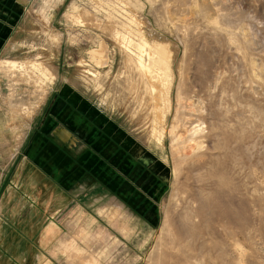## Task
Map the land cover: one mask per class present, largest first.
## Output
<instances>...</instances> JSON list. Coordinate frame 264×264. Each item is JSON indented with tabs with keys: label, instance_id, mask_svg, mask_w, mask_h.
<instances>
[{
	"label": "rangeland",
	"instance_id": "1",
	"mask_svg": "<svg viewBox=\"0 0 264 264\" xmlns=\"http://www.w3.org/2000/svg\"><path fill=\"white\" fill-rule=\"evenodd\" d=\"M13 2L5 23L18 28L0 46V200L3 214L38 218L14 223L22 245L0 264L36 253L54 264H264V0ZM99 43L100 67L89 56ZM161 60L158 144L140 63L156 74ZM69 112L80 133L60 138L72 146L54 132ZM35 145L70 161L80 187L49 183L25 157ZM51 220L59 236L41 247Z\"/></svg>",
	"mask_w": 264,
	"mask_h": 264
},
{
	"label": "crops",
	"instance_id": "2",
	"mask_svg": "<svg viewBox=\"0 0 264 264\" xmlns=\"http://www.w3.org/2000/svg\"><path fill=\"white\" fill-rule=\"evenodd\" d=\"M13 1L14 0H0V17H1V19H0V39H1L0 40V46H3V42H4L3 38L1 37V36H3V34H2L3 31H5V32L7 30L10 31V35H9V39H10L12 36V33L13 32L16 33V31H17V30H15V28H18V25H17L18 22L17 21L11 25H6V23H5V22H7V23L10 22L8 17L12 16L13 14H17L13 10V6H14ZM7 4L9 7H10V4L13 6L9 8L6 6ZM5 9H7V11H5ZM4 12H6V13H4ZM2 14H4L7 17L3 18ZM22 14H21V16H22ZM14 24L16 26L13 27V31L11 33V30L9 29V27H11ZM59 140L61 142H63L61 139H59ZM63 143H65V142H63ZM32 149L33 150H29L28 153H25V157L35 159V162L38 163L39 166L42 167V169H44L45 172L50 174V178L48 180L49 183H56L55 182V179H56L57 181H60V184L63 187L62 189H64V191H67V192H70L68 190L77 189L80 187V184L76 183V181H75V178H74L75 174L71 173L73 171V168H71V166H70V161H66V160H62V159L59 160V158L57 156L51 157L52 155L50 154V156H49L48 151H46V150L40 151V149H39V147H37V145H35ZM39 173L41 174V172H39ZM57 187H58V185H57ZM6 204H4V200H2V199L0 200V256L4 252L10 258H15L14 257L15 256V248L19 247L22 244L21 243L18 244L16 241V235H15L14 230H17V227L14 225V223H16V221H18V220L23 221V222L37 223L36 220L38 217H36V216L35 217L21 216V217L15 219L14 216H11L9 214H7V215L3 214V208L5 207ZM9 205H10V202H9ZM60 230H61V227L56 222H54L52 220L47 222L46 225L43 227V231L41 234L42 236L40 237V239H41V241H39V242H41L40 246L41 247L45 246L44 244L48 239H53V238L58 237ZM6 255H4V256H6ZM25 255H27V254H24L21 257H25ZM40 255L41 254L36 253L35 258L34 259L32 258V263H34V264H54V260H53V257H51V255H48L46 260L44 258H41L42 256H40Z\"/></svg>",
	"mask_w": 264,
	"mask_h": 264
},
{
	"label": "bare ground",
	"instance_id": "3",
	"mask_svg": "<svg viewBox=\"0 0 264 264\" xmlns=\"http://www.w3.org/2000/svg\"><path fill=\"white\" fill-rule=\"evenodd\" d=\"M141 36H144V34L141 35ZM144 40L146 42L148 41V39L146 37L144 38ZM157 45H159V43H157ZM172 51H171V49H170V47H169L168 44L162 45L161 53H162L163 59H165L166 61L173 60L174 59V57H173V54L174 53ZM153 53H155V52H153ZM89 56H90V59L95 63V65H97L99 67L105 65L107 63V61H108L107 48H106V46L104 44H100L99 43V46L97 48L91 49L89 51ZM158 56H161V55H158ZM163 61L161 60V61L158 62L157 65L160 68V72L159 73H156V74H153V69L152 68H149L150 65L149 66L147 65V67H146L145 65H143L142 63H140V68H141L140 70H142V74H144L147 77V79L150 81L151 88H152V90L154 92L152 101H153V104H154V118H155V120H154V127H153V130H152L151 137H153L158 144H161V140L159 138V136H160V125L164 122V117H165L164 114H165V111H166V106H165L166 105L165 104V101L166 100L163 97V88L166 85V78L164 77V74H166L165 71H166L167 66H168V68L170 67L169 64L166 65V62H163ZM154 65H156V64H154ZM13 66H15V64H13ZM194 132H201V129L195 130ZM56 134L59 137H63V138H65V136L68 135V133L66 132V130H63V129L62 130H59ZM162 163L165 164L164 161ZM163 174H165V173H163Z\"/></svg>",
	"mask_w": 264,
	"mask_h": 264
},
{
	"label": "flooded vegetation",
	"instance_id": "4",
	"mask_svg": "<svg viewBox=\"0 0 264 264\" xmlns=\"http://www.w3.org/2000/svg\"><path fill=\"white\" fill-rule=\"evenodd\" d=\"M55 107V106H54ZM53 112H55L54 111V109L52 110ZM57 112V111H56ZM69 114V116H67V118H66V123H65V125L67 126V128L66 127H64L65 128V130L69 133V135L70 136H72L73 138H75V133L77 132V134L78 133H80V131L78 130L79 129V127L80 126H77V127H74V123L72 122V114L73 113H71V112H69L68 113ZM48 121H50V120H48ZM50 123H51V121H50ZM62 128V127H61ZM58 130H60V129H55L54 130V132L56 133V131H58ZM77 130V131H76ZM75 132V133H74ZM57 136V138L58 139H61L58 135H56ZM84 136H86V135H84ZM87 138H89L88 136H86ZM70 140L72 139L71 137L69 138ZM62 140V139H61ZM70 140H68V141H64V140H62L63 142H65L67 145H69L68 143L70 142ZM70 145H71V143H70ZM69 145V146H70ZM73 145H76V143L75 144H73ZM72 146V145H71Z\"/></svg>",
	"mask_w": 264,
	"mask_h": 264
}]
</instances>
